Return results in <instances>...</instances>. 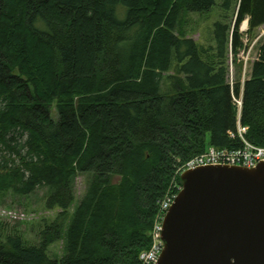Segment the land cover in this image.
I'll return each instance as SVG.
<instances>
[{"label": "trees", "instance_id": "1", "mask_svg": "<svg viewBox=\"0 0 264 264\" xmlns=\"http://www.w3.org/2000/svg\"><path fill=\"white\" fill-rule=\"evenodd\" d=\"M214 7L204 46L181 22ZM244 21L248 36L264 25V0H0V194L48 187L57 210L37 245L0 223V264H137L179 166L238 148V123L264 147V41L228 80Z\"/></svg>", "mask_w": 264, "mask_h": 264}, {"label": "water", "instance_id": "2", "mask_svg": "<svg viewBox=\"0 0 264 264\" xmlns=\"http://www.w3.org/2000/svg\"><path fill=\"white\" fill-rule=\"evenodd\" d=\"M180 180L155 264H264V161L199 166Z\"/></svg>", "mask_w": 264, "mask_h": 264}, {"label": "rangeland", "instance_id": "3", "mask_svg": "<svg viewBox=\"0 0 264 264\" xmlns=\"http://www.w3.org/2000/svg\"><path fill=\"white\" fill-rule=\"evenodd\" d=\"M217 14L214 7L213 11L207 14L189 13L183 15L181 28L199 44L208 45L211 43L212 21L217 18ZM240 31L244 33V48L239 52L235 64L232 63L230 57L228 62V80L230 82H235L237 79L244 81L249 74L252 62L258 56V48L264 41V25L256 28L251 36L246 34L247 27L245 29L240 27ZM173 74L172 69L164 73L163 91L167 88L168 76ZM235 102L239 110L237 102H240V99L236 98ZM52 116H56L54 109ZM87 178L88 174H78L72 179L74 201L63 219L64 225L85 191ZM48 193V187H38L33 192L23 195L15 194L12 191L0 194V223L8 222L14 225L27 243L39 244L41 231L45 224L53 221L57 215L56 209L45 208ZM47 253L53 259H60L64 255L63 238L52 242L47 248Z\"/></svg>", "mask_w": 264, "mask_h": 264}, {"label": "built area", "instance_id": "4", "mask_svg": "<svg viewBox=\"0 0 264 264\" xmlns=\"http://www.w3.org/2000/svg\"><path fill=\"white\" fill-rule=\"evenodd\" d=\"M237 104L239 105L240 110L241 101L237 102ZM246 131L247 128L238 123L237 136L241 142L238 148L229 149L209 147L207 151L198 154L183 165L179 166L175 177H180L181 173L187 169H193L205 165H234L247 168L255 167L259 162L264 161V147L253 145L246 140L244 137ZM230 137L233 138L235 135L230 133ZM175 177L171 187L165 193L160 202L159 213L157 214L150 231V247L140 253L137 264H155L162 252L164 246L161 239L163 219L182 188V185L175 180Z\"/></svg>", "mask_w": 264, "mask_h": 264}, {"label": "bare ground", "instance_id": "5", "mask_svg": "<svg viewBox=\"0 0 264 264\" xmlns=\"http://www.w3.org/2000/svg\"><path fill=\"white\" fill-rule=\"evenodd\" d=\"M242 29H245L246 27H247V23H246V21H244L243 23H242Z\"/></svg>", "mask_w": 264, "mask_h": 264}]
</instances>
